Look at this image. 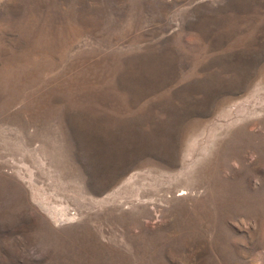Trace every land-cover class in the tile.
Returning <instances> with one entry per match:
<instances>
[{"label": "rangeland", "instance_id": "obj_1", "mask_svg": "<svg viewBox=\"0 0 264 264\" xmlns=\"http://www.w3.org/2000/svg\"><path fill=\"white\" fill-rule=\"evenodd\" d=\"M0 264H264V0H0Z\"/></svg>", "mask_w": 264, "mask_h": 264}]
</instances>
